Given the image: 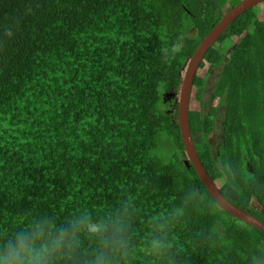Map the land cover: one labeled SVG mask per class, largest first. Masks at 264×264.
Returning <instances> with one entry per match:
<instances>
[{"label": "trees", "instance_id": "trees-1", "mask_svg": "<svg viewBox=\"0 0 264 264\" xmlns=\"http://www.w3.org/2000/svg\"><path fill=\"white\" fill-rule=\"evenodd\" d=\"M242 1L0 0V245L39 225V243L58 241L47 264H264V234L211 198L178 125L187 64ZM199 70V158L230 203L264 222V3Z\"/></svg>", "mask_w": 264, "mask_h": 264}, {"label": "water", "instance_id": "water-1", "mask_svg": "<svg viewBox=\"0 0 264 264\" xmlns=\"http://www.w3.org/2000/svg\"><path fill=\"white\" fill-rule=\"evenodd\" d=\"M264 0H244L237 6L231 9L221 21L214 27L206 38L202 40L197 50L193 54L189 63L187 64L181 93L178 98V125L181 133L182 143L184 145L185 154L188 161L193 166L197 175L199 176L204 187L208 191L211 198L233 218L243 222L244 224L255 228L264 234V222L260 221L248 212L239 209L230 203L220 192L219 188L211 180L207 174L198 152L195 148L194 142L191 137L190 124H189V111L191 104V95L195 77L200 69L209 50L218 42L221 36L226 32L227 28L241 15L248 10L263 4Z\"/></svg>", "mask_w": 264, "mask_h": 264}, {"label": "clouds", "instance_id": "clouds-1", "mask_svg": "<svg viewBox=\"0 0 264 264\" xmlns=\"http://www.w3.org/2000/svg\"><path fill=\"white\" fill-rule=\"evenodd\" d=\"M99 231V226H90L89 230ZM43 229L38 225L35 230L25 231L0 245V264H47V257L51 246H58V241H50L49 246L39 243L43 237ZM97 264H106L101 255Z\"/></svg>", "mask_w": 264, "mask_h": 264}, {"label": "rangeland", "instance_id": "rangeland-1", "mask_svg": "<svg viewBox=\"0 0 264 264\" xmlns=\"http://www.w3.org/2000/svg\"><path fill=\"white\" fill-rule=\"evenodd\" d=\"M204 70H199L197 74L201 75L203 73ZM219 77V70H215L214 72H212L208 78H207V84H206V88H205V93H204V101L207 104L205 111H208V106L212 101L213 98V90H214V85L217 81ZM171 94V93H169ZM170 96V95H169ZM168 96V102L171 103V101H173L170 97ZM176 101H173V103L171 104L173 107L175 106ZM223 121H224V110L221 109L218 112L217 117L215 118V122H214V135H212L211 137V142L213 144V150H214V154H216L219 146H220V139H221V135H222V126H223Z\"/></svg>", "mask_w": 264, "mask_h": 264}]
</instances>
